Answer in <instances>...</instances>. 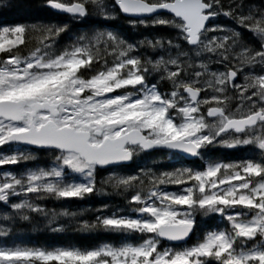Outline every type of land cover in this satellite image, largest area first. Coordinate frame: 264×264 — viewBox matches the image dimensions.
Masks as SVG:
<instances>
[{
	"label": "snow or ice",
	"instance_id": "1",
	"mask_svg": "<svg viewBox=\"0 0 264 264\" xmlns=\"http://www.w3.org/2000/svg\"><path fill=\"white\" fill-rule=\"evenodd\" d=\"M81 20L163 29L129 42L96 29L57 41L69 25L0 24V264H264V4L246 0H39ZM35 0H0V15L30 16ZM231 24L217 22L219 18ZM250 34V35H249ZM152 77L153 79H149ZM49 167L15 172L36 158ZM209 146L242 149L203 167L97 170L163 148L203 159ZM82 182H67L66 175ZM99 184V186H98ZM105 186L108 189L106 190ZM104 193L123 205L69 211L47 199ZM215 227L196 230V217ZM52 233L120 234L82 247L13 241L20 225ZM68 223H61V220ZM135 237V239H131ZM11 241V242H10Z\"/></svg>",
	"mask_w": 264,
	"mask_h": 264
},
{
	"label": "trees",
	"instance_id": "2",
	"mask_svg": "<svg viewBox=\"0 0 264 264\" xmlns=\"http://www.w3.org/2000/svg\"><path fill=\"white\" fill-rule=\"evenodd\" d=\"M37 3V8L30 16H21L15 13H4L0 15V24L3 22L15 23V22H24L25 20H43L44 22H55L59 24H68V30L61 35L57 41V46L62 47L65 44L70 43L76 35L90 32L96 29H111L118 31L126 40L129 42H134L135 40L143 38L144 35L149 34L154 31H164L163 29H145L139 28L134 30L132 26L128 23L127 17H124L122 14L115 20H104L98 16H88L81 20H73L66 14H58L52 11L50 8H45L39 5V0H35ZM246 3L249 4H264V0H246ZM219 23L231 24V21L226 20L221 17L218 19ZM250 35V34H249ZM213 150L209 153V149ZM208 151H203V155L207 157H213L216 159L221 157L219 153L221 152L219 147L209 146ZM36 158L27 163L20 164L18 166H13V170L18 172V167L23 171L25 169H35L38 167H49L51 165V156L46 151L34 150L33 152ZM224 153V152H223ZM234 153V151H233ZM165 156V152H155V153H140L136 156L134 162L130 165L118 167V172L121 174H132L138 168L149 167L154 170H170L175 164L171 160L158 159L159 157ZM236 157H239V154L234 153ZM224 156V155H222ZM180 160V159H179ZM177 166V165H175ZM101 171L97 170V180L100 179ZM79 175L68 174L65 177L67 182H77ZM99 186V184H98ZM106 190H110L105 186ZM124 203L123 198L116 196L114 194L105 195L104 193H98L91 195L85 199L81 200H65L57 201L54 199H47L43 202L44 206L48 208H55L57 211H62L63 209H68L69 211L80 212L84 209H88L89 212L86 213L85 217H80L79 219H92L94 218V213L91 211L96 207H99L103 204H109L112 207L122 206ZM5 207L0 204V214L5 212ZM216 217H211L204 219L203 225L205 228L212 225L215 222ZM61 223H68V220H61ZM37 225V230H33L32 226L27 224H21L20 229L16 236L13 237L15 242H23L37 246H92L101 243H118L122 237L120 234L115 233H105V232H94V233H80L72 229H68L60 233H52L46 230H38L39 225L43 223L42 218H37L35 221ZM135 239V237H131ZM11 242V241H10Z\"/></svg>",
	"mask_w": 264,
	"mask_h": 264
},
{
	"label": "water",
	"instance_id": "3",
	"mask_svg": "<svg viewBox=\"0 0 264 264\" xmlns=\"http://www.w3.org/2000/svg\"><path fill=\"white\" fill-rule=\"evenodd\" d=\"M26 146H27V145H26ZM158 149H163V148H158ZM153 150H155V149H153ZM165 150H167V149H165ZM151 151H152V150H151ZM177 153H179V154L185 156V157L188 158V159H192V158H194V157H191V156H189V155H187V154H183V153H180V152H177ZM129 162H131V161H129ZM129 162H127V163H129Z\"/></svg>",
	"mask_w": 264,
	"mask_h": 264
},
{
	"label": "rangeland",
	"instance_id": "4",
	"mask_svg": "<svg viewBox=\"0 0 264 264\" xmlns=\"http://www.w3.org/2000/svg\"><path fill=\"white\" fill-rule=\"evenodd\" d=\"M112 172H115V171H110V172H108L106 175H109L110 173H112ZM116 173V172H115ZM79 182H82V178L79 176V178H78V180H77V183H79Z\"/></svg>",
	"mask_w": 264,
	"mask_h": 264
}]
</instances>
